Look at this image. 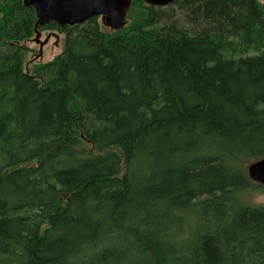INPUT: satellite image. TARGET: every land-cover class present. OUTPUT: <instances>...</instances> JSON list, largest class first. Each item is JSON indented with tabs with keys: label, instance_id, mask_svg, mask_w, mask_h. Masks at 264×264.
I'll list each match as a JSON object with an SVG mask.
<instances>
[{
	"label": "trees",
	"instance_id": "trees-1",
	"mask_svg": "<svg viewBox=\"0 0 264 264\" xmlns=\"http://www.w3.org/2000/svg\"><path fill=\"white\" fill-rule=\"evenodd\" d=\"M129 15L40 25L65 47L29 74L38 17L0 0V264H264V6Z\"/></svg>",
	"mask_w": 264,
	"mask_h": 264
},
{
	"label": "water",
	"instance_id": "water-1",
	"mask_svg": "<svg viewBox=\"0 0 264 264\" xmlns=\"http://www.w3.org/2000/svg\"><path fill=\"white\" fill-rule=\"evenodd\" d=\"M133 0H24V4L33 7L38 17V27L50 21L58 25L74 26L88 21L92 17L104 16L110 28L117 31L126 26L127 16ZM154 6H167L176 0H144ZM249 178L264 187V158L247 165Z\"/></svg>",
	"mask_w": 264,
	"mask_h": 264
},
{
	"label": "rangeland",
	"instance_id": "rangeland-1",
	"mask_svg": "<svg viewBox=\"0 0 264 264\" xmlns=\"http://www.w3.org/2000/svg\"><path fill=\"white\" fill-rule=\"evenodd\" d=\"M264 6V0H259ZM133 3V1H132ZM97 21L101 25L103 31L107 33H113L115 30L109 27L106 23L104 16L96 17ZM133 18L131 15L127 16L126 26L131 24ZM37 35L35 32L27 41L23 42L26 47L24 54V69L29 74H34L35 69L42 64L48 63L55 59L61 54L65 47L66 34L56 29H40ZM80 149H87L93 153V147L89 143H82L79 146ZM38 161L32 162L31 164L37 163ZM245 164V168L247 167ZM245 197L249 202L254 204H264V190L252 189L248 192ZM66 198V197H65ZM67 199H65L66 201Z\"/></svg>",
	"mask_w": 264,
	"mask_h": 264
}]
</instances>
